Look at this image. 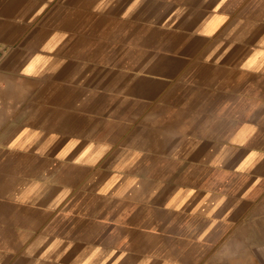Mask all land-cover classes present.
I'll use <instances>...</instances> for the list:
<instances>
[{
  "label": "crops",
  "instance_id": "0c3cea01",
  "mask_svg": "<svg viewBox=\"0 0 264 264\" xmlns=\"http://www.w3.org/2000/svg\"><path fill=\"white\" fill-rule=\"evenodd\" d=\"M262 38L264 0H0V264H264Z\"/></svg>",
  "mask_w": 264,
  "mask_h": 264
},
{
  "label": "clouds",
  "instance_id": "9594fccd",
  "mask_svg": "<svg viewBox=\"0 0 264 264\" xmlns=\"http://www.w3.org/2000/svg\"><path fill=\"white\" fill-rule=\"evenodd\" d=\"M101 10V6L99 4H97L94 8L93 11H100ZM264 39V38H262ZM25 72H28L29 69L26 68L24 69ZM57 138V135L55 133H53L50 137V140H55ZM80 141L79 140H72L69 142L68 147L65 151H70L72 147H74L76 144H78ZM111 148V145L107 142H101L99 145H97L94 141H91L87 144L86 148L84 149V152L81 154V157L78 158L75 162L76 163H80L81 159L84 155H86L88 152L92 151L93 149H95V156L94 158L88 159V160H84L83 162L85 164L88 165H95L100 158H102V156ZM61 156L64 155V153H60ZM213 165L218 164V161H213L212 162ZM132 183H136V180H133ZM158 190V189H157ZM101 191H104V189H101ZM183 191V189H180L179 191H177V193L164 205L165 208H179V205L175 203L176 201V197H178L180 195V192ZM156 194V190H154L151 195H155ZM192 194V190L188 191V195L190 196ZM185 199H187V196L185 197ZM225 199V197L221 196L220 197V201H223ZM180 203L182 204L183 201H180ZM195 211V210H193ZM100 249L97 248L96 251L98 252ZM93 255H95V253H93ZM151 259V257H148L147 259L141 261V264H148V261ZM85 264H87V261H85ZM172 264H175V262H172Z\"/></svg>",
  "mask_w": 264,
  "mask_h": 264
},
{
  "label": "built area",
  "instance_id": "2783aa9c",
  "mask_svg": "<svg viewBox=\"0 0 264 264\" xmlns=\"http://www.w3.org/2000/svg\"><path fill=\"white\" fill-rule=\"evenodd\" d=\"M0 104H1V93H0Z\"/></svg>",
  "mask_w": 264,
  "mask_h": 264
}]
</instances>
